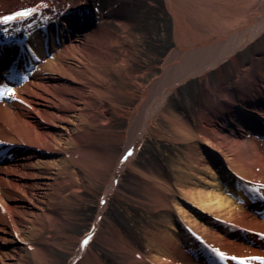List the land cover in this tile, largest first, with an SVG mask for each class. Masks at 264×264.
Listing matches in <instances>:
<instances>
[{
  "label": "bare ground",
  "instance_id": "bare-ground-1",
  "mask_svg": "<svg viewBox=\"0 0 264 264\" xmlns=\"http://www.w3.org/2000/svg\"><path fill=\"white\" fill-rule=\"evenodd\" d=\"M163 2L177 49L164 63L161 88L147 99L132 138L113 156L93 144L85 125L106 110L101 74L108 75L114 59L108 51L124 46L120 36H129L131 25L117 16L123 32L115 42L106 34L112 8L104 0H0V16L37 9L0 25V90H12L0 97V264H22L30 257L50 264L42 232L52 228V207L62 187L74 179L75 194L87 177L108 172L98 212L67 263L103 264L96 255L88 258L89 245L119 178L139 155L150 127L165 117L169 95L235 61L264 35V0ZM125 59L120 58L123 67ZM253 63L244 62L231 81L214 88L206 80L210 100L198 121L181 113L168 119L165 140L187 147L185 176L164 179L154 171L139 176L152 183L154 207L175 212L181 232L169 224L143 243L121 233L108 238L117 263L237 264L212 249L228 258L264 257V59L254 70Z\"/></svg>",
  "mask_w": 264,
  "mask_h": 264
},
{
  "label": "rangeland",
  "instance_id": "rangeland-1",
  "mask_svg": "<svg viewBox=\"0 0 264 264\" xmlns=\"http://www.w3.org/2000/svg\"><path fill=\"white\" fill-rule=\"evenodd\" d=\"M104 1L109 3L113 14L109 17L110 22L105 23L106 34L109 33L115 42L121 39L124 46H111L108 51L107 56L114 59L108 75H104V72L101 74L103 90L108 92V97L103 102L106 110L102 118L96 112L93 120H90L92 122L88 121L85 127L86 130L91 128L94 145L106 148L113 156H118L123 153L128 139L132 138L137 122L142 117L140 115H143L147 106V99L161 88L159 86L163 65L171 52L177 49V45L174 41V30L170 27L171 18L163 0ZM95 5L98 11L102 9L100 3L96 2ZM117 16L131 25L132 30L127 32L129 36L123 35L119 39L123 31L115 21L119 19ZM121 56L127 60L123 62L127 63L125 67L120 63ZM263 59L264 35L239 52L233 61L235 64L231 60L224 62L219 69L210 71L205 77L192 79L186 86H180L169 95L163 109L165 117L160 116L157 119V128L150 127L139 155L132 161L131 168L123 172L115 192L109 197L107 208L101 217L100 229L89 245V259L96 255L103 264H119L115 259L117 253L110 249L113 242L108 238L114 240L120 233L132 243H143L149 235L169 229V224L177 232H181L175 212L164 208L157 210L154 207L155 199L152 198L150 190L152 183L141 178L139 173L142 171L151 174L154 171L164 179L185 176L183 169L187 147L181 149L165 140L171 132L168 119L181 113L182 118L191 116L198 121L210 100V94L204 88L207 79L214 88L219 82L231 81L244 62L254 60V70L257 66L260 67ZM134 120L136 126L133 124ZM71 171L74 174V170ZM107 175L108 172H105L98 178L87 177L80 182L79 192L75 194L74 179L62 187V192L52 207V228L49 230L45 227L42 232V237L46 239L44 249L50 256V264H67L77 240L88 233L105 191ZM171 231L178 238L181 236L174 229ZM22 264L37 262L30 257Z\"/></svg>",
  "mask_w": 264,
  "mask_h": 264
},
{
  "label": "snow or ice",
  "instance_id": "snow-or-ice-1",
  "mask_svg": "<svg viewBox=\"0 0 264 264\" xmlns=\"http://www.w3.org/2000/svg\"><path fill=\"white\" fill-rule=\"evenodd\" d=\"M35 11H37L36 8H31V9L16 11L15 13L10 14V15L0 16V25L9 24L10 22L15 21L17 19L27 18V17L31 16ZM5 31H7V29H5ZM6 95H12V90L11 89H2V90H0V97L6 96ZM130 155H131V152H128L123 159H127V157L130 156ZM261 188H264V185H261ZM87 242H88V240L85 239L82 242V244H86ZM212 251L221 260H223V259H231V260H235L237 262V264H250L251 261H259L260 264H264V257L250 256V257L238 258V257L233 256V257L228 258V257H225L223 252H220L217 249H212Z\"/></svg>",
  "mask_w": 264,
  "mask_h": 264
}]
</instances>
